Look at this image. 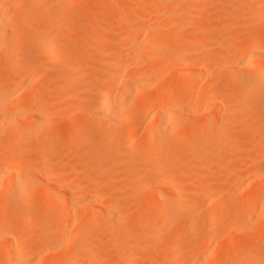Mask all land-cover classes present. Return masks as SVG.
Wrapping results in <instances>:
<instances>
[{
  "label": "rangeland",
  "instance_id": "374dc122",
  "mask_svg": "<svg viewBox=\"0 0 264 264\" xmlns=\"http://www.w3.org/2000/svg\"><path fill=\"white\" fill-rule=\"evenodd\" d=\"M6 1L8 6L10 3L12 4V6L9 7L11 10L14 7H18L17 4L19 5V3L22 1L23 6H21V4L20 6L25 9L27 8L26 10L31 12L32 15L30 17H32V19L30 17L29 18L34 23L33 26L42 31L43 36L37 42H34L33 40L28 39L29 34L25 35L27 32L24 34L17 30L18 33L20 32L19 34H21L18 35L17 31L13 29L7 33V39L10 36H19L20 39L19 44L12 50L9 48V45L7 46L8 41L5 42L4 38H0V48L3 46V41L7 43L4 44L6 46H3V50H0V80L3 83V90L4 92L6 91V86H4L5 84L8 85L12 81H17V83L22 85L20 90L19 84V90L21 92L17 89L18 92L21 93L23 97H28L23 98V101L25 102H23V109H28L27 106L29 104H31V107L40 106L39 109H41V106H44L45 109L43 110L47 113L43 111L45 117H43L41 121H33L29 124L30 120L27 119L33 110L30 108V111L25 110L26 112L24 113V117L28 116V118H25L27 120L26 122L29 121L27 124L25 121H23L24 117L21 122H18L20 120H17V123L15 121V123H13L12 121H9L7 112L11 108L15 99L11 98L13 99L11 100L9 97L5 98L8 104L6 101L4 104L6 108L8 107V110L5 109L6 111L0 112L2 119L1 123H3V126H5L3 128L4 130L1 127V130H3V135L0 134V153L2 152V154H4L6 157H12L19 148H25L32 151L34 150L33 153L36 154L38 162H41L42 160V151L47 150L50 153V161L48 165L45 167H40L37 164V167H35L33 170L34 172H37L34 173L30 171L33 168H27V172L25 168L23 169L24 171L21 170V172L19 171L18 173L23 178H21L18 174L17 176L15 175V177L13 175L15 180L20 177V179L17 181L22 185L20 192L21 194L14 200V205L22 203L25 200L27 194L29 196L30 193L31 195H34L37 189L46 187V183H44L45 178L43 176L41 177V174L45 177L55 178L59 181L64 178L61 182H64L65 185H67L65 190H68L69 186L71 193H73V190L74 192L76 190L77 193H80V195L83 196L78 200V202L80 201L81 204L80 202L79 204H76L78 207L75 209L78 215L74 218L75 221L70 218L71 220L63 219L61 222H58L56 216L51 212H49L47 215H41L39 213V209L42 207L43 203H41L42 201L40 200L35 202V210L31 214L24 209H16L14 206L8 210H3L0 206V224L6 223L4 228L5 230L3 231L7 232L8 235L11 236L12 234H9V228H6L8 226L13 228V233L16 232L15 234H17H14L15 236L12 235L14 238L11 239L12 236L8 238L9 236L7 234L6 237L5 233L1 232L6 238L12 240V242L15 241L12 243L13 247H15V244H18V246L23 245L24 247H31L33 243L34 245L36 244V246H34L35 248L32 250L33 253L29 256V259L32 258L30 259L31 263L35 264L38 260V257L40 258L41 262L48 263L50 262L49 260L52 259L53 263L55 264H60L61 260L64 264H66L69 259L73 260V254L72 256L71 254H68L70 243L72 244L73 242H68V250L66 249V245L63 244L62 246H65L66 250L63 251L64 248L61 246L63 249L57 250L56 248L54 251L55 253L51 252L53 254L48 253L46 251V247L43 245L42 247L44 248L40 247V249L39 245L43 244L44 240L49 239L50 236L53 237L57 233H63L67 231L72 225L73 221L76 225L77 223L79 224L83 221L87 222V220L92 218V216H94L93 218L96 221L95 224L90 225L89 233L87 235H81L78 238V242L80 241L78 245H80V243L85 240L87 241L88 246L86 251L83 249V251L80 252V247L76 245L80 255L82 253L83 256L80 259L79 257L81 256H74V259L77 260V263L75 264H100L102 263V260H104L102 257L105 255L110 256V254L111 258L107 259L105 256L106 261H104V264H106V262L107 264H125L129 263L128 261H131L134 258L139 259V257H143V259L146 261V264H148L151 259L150 250L152 246L155 251H153L154 254L156 253V256L159 257H157L159 264H166L163 258L169 254H178L181 250L187 248V246L191 247L200 242L202 237L205 235L206 223L204 222V212H195V208L190 202L194 195L188 193L184 196L181 203V208L179 211H177L179 215L177 220H171L167 223L161 224V221L165 215L156 209L152 214V210L157 206V201L160 198H166L169 195L166 194L168 193L167 191L159 188L154 180L145 179L148 180L145 181L142 178L143 173L140 171H144L142 168H145L150 164L148 158L153 153L158 157H162L165 165L171 164L174 159H177L183 165H186L185 163L189 161L190 163L194 162V166L190 163L186 165L188 167L190 166L191 169L187 176L182 175V179L184 177V182L178 186V188H185L187 190L192 187L194 183L192 184L191 182L196 178H199V182L201 181L200 178L203 179V177L204 179L202 181L207 179V177L218 179L221 178V172H224V166H227L226 169L228 170L232 169L234 166L233 170L235 169V171L233 172L236 173V175L231 173L232 171L229 170L231 175L234 176H230L229 179L234 178L233 182L230 181L234 184L230 185L233 187L236 186V188L233 189H236L237 192L239 191V198L237 197L236 200H232L229 197V200L231 201L226 199L232 191V187H230V189L225 188L229 186V184L226 185L227 183H224V186L219 184L218 187L217 185L215 186V192L220 197L221 193L224 194L228 189L231 190L230 193L229 191L226 192L228 193L227 197L223 196L224 198H221V202L225 203L226 206L228 205L227 202H231L229 205H241L243 203L242 200L246 198L245 196L255 195L257 191H259L256 187L259 186V189L260 186L262 187V183L264 185V178L258 179V177H264V110H262L260 106V103H264V85L260 88H257V91L256 89L254 91L252 89V84L249 83L247 85V89L249 92H254L255 99L252 95L246 101L237 95L238 90L227 89L225 84L230 79L235 80L237 85H239V82L246 79L251 73H248L249 75L246 74L247 71H250V68L248 67V69L247 66L244 65V62H241L240 59H233L231 61L228 60L223 55L225 52V48L222 45L223 43H220V40L225 37L232 39L233 37L241 36L244 39L248 32H253V34L257 35L258 37L264 35V0H179V5L181 7L180 9H176L177 6L174 5L176 3H172V1L175 2L176 0H170L169 2L168 0H157L158 2L154 0H79L77 1V4L79 2V6L76 4V0H44L37 3H32L29 1L27 2L26 0ZM179 1L177 0L176 2ZM80 2L82 4H80ZM153 2L155 6H152ZM70 3H72L73 6ZM170 3L171 5H169ZM172 4L176 7L173 8ZM146 6H149L150 8L152 6V10L155 9L152 14L153 17L151 15L152 18L150 17L151 19L149 18L147 22L142 23L143 25H140L139 23V29H141L144 24L147 23L145 24L146 28L151 31V34L152 31H155L154 29H158L157 32L152 34L154 36L156 34L155 37L160 36L159 38L161 39H169V37H171L169 41L166 40L165 42H161V45L160 43L158 44L156 42L159 38L153 37L155 43L153 42V44H149L148 42H145L146 40L143 39V36L141 40V35H143L141 33L139 35L140 38H138L140 40L136 39L134 40L135 42L133 41L135 44L134 46L137 45L138 48H135V50L139 53H144L145 51H149L151 48H153L152 51L157 54V57H160V54L162 57V55L165 53L163 52V49L167 51L171 50L173 56L168 58L167 55H170V51H168L165 53L166 55L164 54L163 58H159L161 59L160 62L159 60L156 61L157 63L159 62V65L160 63L162 64V69L158 68L160 74L158 73V70H156V73L159 75L164 74L161 76L162 79L166 74L167 76L164 77V80H159L161 78L159 76L160 78L158 80L156 79L150 81L149 84L147 82V88L143 90V93L141 92L139 95L135 94V102H132L131 105L126 104L124 107L120 106L123 108L121 109L119 105L112 104L113 109L110 107V115H114L115 112L118 111H125L130 115L132 114V117H130V121L132 122L133 120H136L137 122L139 121V123L143 124L142 126L146 125L147 122H151L153 116L151 113H155L156 105L148 102L145 107H142L140 98L141 96H144V98L147 99L155 96V94L157 95V93H160L161 91L164 93V88L167 86L169 79L181 74V70L183 68L179 63V59L181 57L179 55L183 53L180 48L182 47L183 50L182 43L184 40L185 43H188L189 41H193V39H197L195 43H188L191 46L186 45L187 47H190L189 50H191L190 52L186 49V52L193 53L192 55L195 54L194 67H196L197 64L204 66L209 65L208 68L211 72L210 75L207 76L208 78L206 76H202L196 81V73L192 70L190 72L192 77L188 83H182L177 87L178 89L176 88L174 90H170V94L168 91H166V94L164 93L166 96L163 95V99H170L171 97L173 102L176 100V102H181V104L191 102V98L193 103H189V106L190 104H192V107L193 105L198 106V104L201 106V108L198 107L200 112H198V109H196L197 107H195L197 112H194L195 109L193 110L192 107H190V112L183 108L184 111L187 110L190 113H188L189 115L187 114L189 117L186 116L187 111L185 113L183 111L180 113V115L185 114L182 117H185L184 121L191 117V122L190 120L187 121L190 123V126H192L191 124L193 123V127L196 126L198 131L196 130V132L192 134V132L185 131V128H181L182 130L176 134L173 130L175 125L174 122L170 124L172 125L171 127L170 125L165 127L167 128L165 129L167 133L164 130V133L160 138L153 136L151 141L153 142L152 145L151 142L149 144V142H145L141 139L136 146H131L129 135L127 133L128 122L121 121L118 124L111 126V122L108 120V122L104 121L105 119H101L99 117L96 111L92 109V105L94 98L98 96V92L100 91L98 90L99 88H110L111 90H109L112 93V95L110 94L111 96H113V94L115 96L120 93L121 90H118V88L120 89V87H122L121 84L119 86L120 82L118 76H120V73L123 72V75H128V80L133 81V76L136 78L140 72L144 73L145 75L149 70L148 67L153 64L150 61L151 64L149 62H137L132 65L133 55H130V52H127L126 57L121 64L113 65L115 58L119 53V45L122 42L126 43L129 40L128 34L124 27V25H126L125 23L135 22L139 12ZM187 6L190 8L187 9ZM10 14V12L9 15L8 13L6 14L9 16H7L8 18L12 16L13 18H16L15 20L10 18L12 21L14 20L13 22L19 20L18 14ZM172 14L176 16L174 19L177 21V23L176 21L174 22L173 17L171 16ZM171 17L173 23H171ZM178 18L181 22L183 21L184 23L187 21V23L181 24V26H179L178 24L180 21L178 22ZM150 22H153L152 24L154 25L152 26ZM157 23L158 26L156 27ZM151 26L153 30L149 29ZM27 30L28 29H26V31ZM141 30V32L146 31H143V28ZM96 37L101 39L99 42L100 44L90 48L89 43H91V41ZM104 39L109 40V46L104 45L102 41ZM166 44L168 45L166 47L167 49L164 48ZM166 59H170V61L168 60V65H166ZM9 62L13 63V65L10 64L12 65L11 68H8ZM260 63L264 64V57ZM79 64L82 65V68H80L81 66L78 68ZM166 66H169L168 69H170L168 73L165 71ZM242 66H246V68ZM77 70L80 72L78 75ZM163 71L165 72L163 73ZM156 73L154 72L155 76ZM14 78H17V80H13ZM29 80L30 82H34V84H36H33L35 88H25V85L27 86V82ZM116 87L118 88L116 89ZM210 87L212 89L211 92L213 91V99L210 98V103L213 104V106L217 104L221 105L219 106L220 108L218 109V113H215V108L213 109V106L204 111L203 108L206 109V107H204L203 104L200 105V103L203 102V99L202 102H200L201 99L199 96L202 98V95H204V92H206L205 90ZM188 89V93H185ZM190 89H192L191 94ZM0 90L3 96L6 95L2 88ZM199 90L202 92H199ZM197 92L200 93L198 97L196 96ZM201 93L203 94L201 95ZM249 95L251 94L249 93ZM193 97H196V99ZM183 98H185V100ZM29 99L30 101L34 102H29ZM26 101H28V103ZM189 106L186 108L189 109ZM34 109L36 110V108ZM111 111L114 112L111 114ZM191 111L192 114H198L197 117L193 114L195 119H193L194 117L191 116ZM2 113H5V115H2ZM216 114H219L223 118V121L225 120L222 124H220L218 131H213L211 128L200 127L203 121L207 119L212 120ZM81 115L87 119L98 121L99 133L97 135L92 136L89 130H84L82 132L77 130L74 119L81 117ZM3 116H5V120L2 118ZM30 119H32V116ZM149 119L151 120L148 121ZM7 121H9V123ZM0 126H2V124H0ZM23 127H27V130L25 131V129H22ZM28 130H31L32 134H28ZM109 130L113 132L107 135ZM20 131H24V133H26L19 135ZM203 138H206L207 140ZM252 138H258L252 145L240 144L242 140H249ZM203 140H205L204 142L207 144L208 142L210 143V145L208 144L209 147L207 144L203 145ZM207 148L210 149L208 150ZM198 149L203 150V152L199 151ZM197 150L201 152V155H205L206 161L202 160V157L198 160L195 159L199 156V152ZM227 153V158H224V155ZM104 159L105 161L107 160L106 163H103L105 162L103 161ZM199 160L204 161V166L200 164ZM101 161L103 164L100 163ZM219 162H222V165L219 164ZM219 168L223 169L218 173L216 171ZM44 169L47 170L48 175ZM133 172L135 174L137 173V176H134ZM138 172L142 174L139 175L140 173ZM132 174L133 176L130 177ZM258 174L263 175L257 176ZM28 175H34V179L39 176L40 178L44 179V182L42 181L43 183H41V185H39L41 180L40 182L38 178L35 180L37 183H39L34 185L35 187L37 186V188H35L33 192L27 190V188L29 189L31 187V183L35 182L33 180L32 182L31 180L29 181L28 177L30 176ZM239 175L242 177H237ZM138 176H141V178L139 179ZM256 176L257 179L254 180V177L256 178ZM16 177L18 178L16 179ZM0 178L2 185H5V183L7 184L6 181L8 180L5 179L2 181L4 178H2L1 175ZM96 179H102L103 181H100L101 183L99 182L100 185L97 183L93 186V183H95L94 180ZM241 180L242 182L238 184L237 181ZM237 184L240 185L242 190L245 192L241 193V188L238 187ZM241 184L243 185L241 186ZM245 184L249 185L251 191L249 189V191H246L247 189L245 190L246 187L248 188V186ZM2 185L1 187H3ZM33 187H31V189H33ZM92 188L95 192H99V194L102 192L103 195L100 194V196L105 199V201L107 200L110 202H108V205L112 203L113 198L116 195L119 198L116 196L117 198L115 197V200L117 201L118 199L123 198L125 205L116 210L117 212L114 211L113 213V211H111V215L109 216L111 219L109 217L107 218L104 214V211H102V213L105 216L100 211L103 210L102 206L98 205L99 201H102L104 205H106L107 202L101 200L102 198L100 199V197H95L97 194L94 195L95 192L92 190ZM98 188H101V191ZM217 188L219 191H217ZM253 188H255L257 191L255 189L252 190ZM4 189H1L2 192H0V195L7 193L3 192ZM223 189H225L224 192L222 191ZM206 190H198L195 194V197L202 200L204 194H206ZM60 192L61 193H57V195L59 197L62 195L61 198L63 202L61 204V208L65 209L67 207L66 204L68 202L69 191ZM88 192L90 193L89 195ZM217 192H220V194ZM249 192H251V194H247ZM66 194L67 197H64ZM85 195V198H88V200L84 198ZM92 195H94L95 198H93ZM241 196L245 198H242ZM125 197L126 199H124ZM83 199H85L87 202H92L89 203V205L91 206L93 204L94 208H90L88 203L83 201ZM97 199H100L97 201L98 203L96 202ZM188 203L189 207L185 208ZM99 204H101V202ZM96 206L98 208H96ZM99 206H101V209H99ZM53 208L56 207L54 206ZM206 211L207 210H205V213L207 214ZM258 213H255V215L258 216ZM234 216V213L228 211L219 219L220 222L217 233L211 236L212 241L209 245L212 247L210 248L207 244L206 249L204 248V245L202 249H204V252L207 250L208 253L206 254L209 255L210 253L209 259L212 258L215 264H262L264 261V223L261 222V219H264V217L262 216L263 218L261 219H251L249 221L243 222L240 226H234L232 223V218ZM194 219L198 220L199 224L194 229H190V225ZM225 223L229 224L226 226ZM229 226L233 229L231 233L229 232L230 236L233 235L232 240L230 239L231 241H227L228 239L226 237L228 236H226V232H221V230L223 231L222 227H224L225 230V228ZM157 228L161 229V234L155 236L152 235L151 230H155ZM228 229L229 228L226 230ZM230 230L231 229L228 231ZM176 233L181 236L186 245L179 244L173 249L171 248L172 237L176 235ZM221 233L226 236V240ZM16 237H18L19 240H15ZM214 241L217 242L216 244L219 247H215V243H213ZM4 244H1L0 242V249L2 248L1 245ZM225 244L226 247H230L227 248L228 250H231L230 254L228 253L227 255L224 253L221 255V252H225L224 250L226 249H222L223 251H221L220 248H225ZM218 249L220 250L219 252ZM215 250L217 251L216 255ZM106 251L108 252L104 253ZM79 252L77 253L79 254ZM1 253L2 252H0V254ZM85 254H87V256H85L86 258L81 260ZM130 255L132 257L131 259L129 258ZM224 255L228 257L226 258ZM41 256H43V258ZM66 256L68 257L66 258ZM222 257L225 258L226 261L221 262L220 260ZM192 258L193 264H200L199 261H194L195 256ZM54 260H56V262H54ZM74 261H70L71 264H73ZM210 261L212 263V260ZM211 263L209 262L208 264Z\"/></svg>",
  "mask_w": 264,
  "mask_h": 264
},
{
  "label": "bare ground",
  "instance_id": "6f19581e",
  "mask_svg": "<svg viewBox=\"0 0 264 264\" xmlns=\"http://www.w3.org/2000/svg\"><path fill=\"white\" fill-rule=\"evenodd\" d=\"M27 2L29 1V2H32V3H37V2H42V1H44V0H26ZM57 1H60V0H57ZM77 1H79V0H76V4H77ZM84 1V0H83ZM154 1H156V2H158L157 0H154ZM170 0H168V2H169ZM175 1V0H174ZM177 1V0H176ZM173 2L172 1V3L174 4V3H176V4H174V5H176L177 6V8L176 9H180L181 7H180V1L179 2ZM7 1L6 0H0V38H4V41L5 42H7V43H5L4 41H3V46H6V45H4V44H7V46L9 45V48L12 50L14 47H16L18 44H19V39H20V37L18 36V37H12V36H10L8 39H7V33H9V31H12L13 29L14 30H19L21 33H26L25 35H27V34H29L28 35V39L29 40H33L34 42H37L39 39H41V37L43 36V33H42V31L41 30H38L37 29V27H34L33 26V22H32V17H30L32 14H31V12L29 11V10H26L25 8H22L21 6H23V4H22V1L19 3V5L17 4V6L18 7H14L12 10H11V8H9V7H11L12 6V4L10 3V5L8 6L7 5V3H6ZM82 2V1H81ZM80 2V4H82ZM155 2V3H156ZM69 3V2H68ZM152 3V2H151ZM151 3H150V5H151ZM178 3V4H177ZM20 4H21V6H20ZM71 5H72V3H70ZM69 4V5H70ZM78 4H79V2H78ZM77 4V5H78ZM168 4V3H167ZM172 4V5H173ZM71 5H70V7H71ZM149 5V6H150ZM169 5H171V3L169 4ZM173 5V8H175L176 6H174ZM179 5V6H178ZM20 6V7H19ZM73 6V5H72ZM79 6V5H78ZM145 7V8H143L140 12H139V14H138V16H137V19H136V21L135 22H129V23H125L126 25H124V27H125V31L127 32V34H128V38H129V40H128V42H126V43H121L120 45H119V53L117 54V57L115 58V62H114V64L113 65H118V64H121L123 61H124V59H125V57H126V53L128 52H130L129 54L131 55H133L132 57H133V63H132V65L133 64H135V63H137V62H149L150 63V61L153 63L152 65H150V67H148V72H146V74L144 75V73H142V72H140V73H138V76L136 77V78H134V76L132 77L134 80L133 81H129L128 79H129V76L128 75H123L122 73H120V76H118L117 78L119 79V86H120V84H121V86L122 87H120V89L118 88V87H116V89L118 88V90H121L120 91V93H118L117 95H115L114 96V94H113V96H111L112 95V93H111V89L110 88H108L107 87V89H106V87H104V89L103 88H99L98 90H100L99 92H98V96H96L95 98H94V102H93V107H92V109H94L95 111H96V113L99 115V117L101 118V119H105L104 121H109V122H111V126H114L115 124H118L119 122H121V121H127L128 122V124H127V133H128V135H129V141H130V145L131 146H136L137 144H138V142H139V140H144L145 142H149V144H150V142L152 141V138H153V136H157V138H160L162 135H163V133H164V130L165 129H167V128H165L166 126H168V125H170V124H172V123H174L175 122V125H174V127H173V130H174V133H179V131L180 130H182L181 128H185V131H189V132H192V134L193 133H195L196 132V126H194L193 127V123L191 124L192 126H190V123L188 122L189 120H190V122H191V119L190 118H187V117H189V116H187V114L190 112V107H192V104H190V106H189V103H191L192 102V99L190 98V97H188V98H190V100H191V102H188V103H185V104H181V102H176V100L173 102V100L171 99V97H170V99H163L164 97H163V95H165L166 94V91H168L169 92V94H170V90H174V89H176L180 84H182V83H188L190 80H191V77H192V74L190 73L192 70L196 73V81L200 78V77H204V76H209L210 75V70H209V68H208V66H204V65H201V64H197L196 65V67H194L195 65V63H194V60H195V58H194V55H192L193 53H190L191 52V50H189L190 49V47H187V46H189L190 44H188V43H195V41L197 40V39H193V41H189L188 43L186 42L185 43V40H184V42L181 44L182 46H183V50H182V47L180 48V50L181 51H183V53L181 54V55H179V56H181L180 57V59H179V63H180V65H181V67L183 68L182 70H181V74H179L178 76H174V78L172 77V79L170 80L169 79V82H167V86L164 88L165 89V94L163 93V91H161L160 93H157V95L155 94V96H152V97H150V98H147V99H145L144 98V96H141V98H140V103H141V106L142 107H145L146 106V104L149 102V103H152V104H155L156 105V109H155V113L153 114V113H151V115H153L152 116V120L151 119H149L148 121H150L151 120V122H147L146 123V125H144V126H142L143 124H141V123H139V121L137 122L136 120H133V122L132 121H130V117H132V114L130 115L129 113H127V112H125V111H118L115 107V109L118 111V112H115V114L114 115H110V113H109V111L111 110L110 109V107L113 109V106H112V104L114 105V104H117V105H119V107L120 106H123L124 107V105L126 106V104H130L131 105V103L133 102H135L134 100V98L136 97V95H139V94H141V92L143 93V90H145L146 88H147V85L149 84V82L150 81H153V80H158L162 75H164V74H162V75H159L160 74V72H159V69L158 68H161L162 67V64L160 63V65L158 64L159 62H160V60L161 59H159V58H163L164 57V54L166 53V52H168V51H170V55L168 56L167 55V57L169 58L170 56H173V54H172V52H171V50H165V49H163V52H165L163 55H162V57H161V54H160V57H157V54H155V52H153L152 51V49L153 48H151V50H149V51H145V50H143V51H145L144 53H139V52H137L136 50H135V48H137V45L136 46H134L135 44H134V40H140V39H138V38H140V34L142 33L143 35H141V40H142V36H143V39H145L144 41L145 42H148L149 44H153V42H154V38H159L160 36H157V37H155L156 36V34H155V36L154 35H152L154 32H157L158 31V29L156 28V29H154L155 31H152V34H151V31H149L147 28H146V25L145 24H147V23H145L144 24V26L142 27L143 28V31L144 30H146L145 32H141L142 30V28L141 29H139L140 27L138 26V24L140 23V25L142 24V23H144V22H147V20L151 17V15L153 14V12H154V10H152V6H155V4H154V2H153V4H152V6H151V8L150 7ZM185 8V7H184ZM190 8V7H189ZM188 8V6H187V9H189ZM11 10V11H10ZM185 11H187V10H185ZM9 12L11 13L10 15H12V13H16V14H18L19 15V20H17V21H15V22H13L16 18H13V16L12 17H10V18H13L14 20L12 21V19H10V18H8L9 16ZM155 12H157V11H155ZM8 13V15H6ZM170 15V14H169ZM8 16V17H7ZM172 17H173V20H174V22L176 21L174 18L176 17V16H174L173 14L171 15ZM31 19H30V18ZM152 17H153V15H152ZM151 17V18H152ZM172 17H171V20H172ZM150 18V19H151ZM146 20V21H145ZM173 20H172V22L171 23H173ZM180 21V19L178 18V22ZM154 22V21H153ZM153 22H150V24L153 26L154 24H152ZM155 23V22H154ZM176 23H177V21H176ZM184 23H187V21L186 22H184ZM183 23V21L181 22L180 21V23L178 24L179 26H181V24H184ZM143 25V24H142ZM149 25V24H148ZM147 25V26H148ZM177 25V24H176ZM119 26V25H118ZM152 26L151 27H149V29L150 30H153V28H152ZM158 26V23H157V25H156V27ZM119 27H121V26H119ZM145 28V29H144ZM152 28V29H151ZM26 29H28L27 31H26ZM24 30V31H23ZM23 31V32H22ZM29 31V32H28ZM15 32V31H14ZM13 32V33H14ZM19 32V33H20ZM51 32V31H50ZM12 33V32H11ZM17 33H18V31H17ZM18 33V35H21V34H19ZM17 35V34H16ZM46 35V34H45ZM170 36V35H169ZM169 36H167V37H169ZM173 36V35H172ZM5 37H6V39H5ZM154 37V38H153ZM171 37V36H170ZM170 37H169V39H170ZM173 37H175V36H173ZM191 37V36H190ZM246 38H248V39H246ZM103 39V38H102ZM169 39L168 38H159V39H157V43L159 44L160 43V45H161V42H165L166 40L167 41H169ZM156 40V39H155ZM174 40V39H173ZM189 40V39H188ZM187 40V41H188ZM101 41V39L98 37H96V38H94L92 41H91V43H89L90 45H89V47L90 48H92V47H95L96 45H98V44H100L99 42ZM103 41V43H104V45L105 46H109L110 45V43H109V40H107V39H104V40H102ZM134 41V42H133ZM159 41V42H158ZM236 43H235V42ZM144 42V43H145ZM234 42V43H233ZM140 43V42H139ZM155 43V42H154ZM220 43L224 46V48H225V52L223 53V55L228 59V60H233V59H240L241 60V62H244V65H246L247 66V68L249 67L250 68V71H247V75H249L248 73H251L246 79H244V80H241L240 82H239V85H237V82H235V80H233V79H230L228 82H226V84H225V87L227 88V89H236V90H238V96L239 97H241V99L243 98L244 99V101H246L247 99H249L250 98V96H252L253 95V98L255 97V94H254V92L253 91H251V92H253V93H251V92H249L248 91V89H247V85L249 84V83H251L252 84V89L255 91V89H256V91H257V88H260L261 86H263L264 85V64H262V63H260L261 62V60L263 59V57H264V35H262V36H257V35H255V34H253V32L252 33H250V32H248V34L247 35H245V37H244V39H243V37H241V36H238V37H233L232 39L231 38H228V37H225V38H223L222 40H220ZM157 44V45H158ZM168 44V43H167ZM166 44V46L164 47V48H166L168 45ZM141 45V44H140ZM142 45H144V44H142ZM187 45V46H186ZM3 46H2V48H3ZM139 46V45H138ZM185 46V47H184ZM191 46V45H190ZM154 47V46H153ZM169 47H171V46H169ZM2 48H0V50H3ZM8 48V49H9ZM138 49V48H137ZM140 49V48H139ZM167 49V48H166ZM184 49H185V51H184ZM189 50L190 52H186L187 50ZM141 50V49H140ZM147 50V49H146ZM179 50V49H178ZM160 52V51H159ZM158 52V53H159ZM2 54V53H1ZM166 55V54H165ZM3 56V55H2ZM9 59H11L10 57H8ZM172 58V57H171ZM170 58V59H171ZM170 59H166L165 61H167L165 64L166 65H168L169 64V62H168V60L170 61ZM159 60V62L157 63L156 61H158ZM240 62V61H239ZM240 62V63H241ZM116 63V64H115ZM162 63H163V61H162ZM10 64H12L13 65V63L12 62H9L8 63V68H11L12 67V65H10ZM81 64H82V62H81ZM81 64H79V66H78V68L80 67V68H82V65ZM151 64V63H150ZM202 64H204V63H202ZM238 64V63H237ZM201 65V66H200ZM239 65V64H238ZM240 66H241V64H240ZM246 66H242V67H245L246 68ZM194 67V68H193ZM169 68V66L167 67H165V71L168 73V71L170 70V69H168ZM248 68V69H249ZM162 69V68H161ZM160 69V70H161ZM156 70H158V73H156ZM147 71V70H146ZM165 71H163V73L165 72ZM252 71V72H251ZM121 72V71H120ZM145 72V71H144ZM154 72L156 73V76L158 77H156L155 76V74H154ZM76 74V73H75ZM78 74H80V72H78V70H77V75ZM122 74V75H121ZM141 74V75H140ZM143 74V75H142ZM137 75V74H136ZM135 75V76H136ZM246 75V76H247ZM72 76V75H71ZM70 76V77H71ZM160 76V77H159ZM167 76V74L165 75V76H163V79H162V77L159 79V80H164V77H166ZM245 76V77H246ZM244 77V78H245ZM7 78V77H6ZM5 78V79H6ZM130 78H131V76H130ZM208 78V77H207ZM17 80V78H14L13 80ZM8 80V79H7ZM23 80V79H22ZM22 80H21V82H22ZM31 80V79H30ZM30 80L27 82V86L25 85V88L27 87L28 89H33V88H35V86L34 85H36V84H34V82H30ZM24 81V80H23ZM32 81V80H31ZM168 81V80H167ZM5 82H6V80H5ZM129 82V83H128ZM130 82H132V83H130ZM147 82H148V84H147ZM211 82V81H210ZM3 83L1 82V80H0V89L2 88V90L4 89V87H3V85H2ZM5 84V83H4ZM8 84V83H7ZM19 84L20 83H17V81L15 82V81H12L11 83H9L8 85H4V86H6V91L4 92V90H3V92L6 94V95H2L1 93V90H0V112L1 111H6V110H8V107L6 108L5 107V104H4V102L6 101L5 100V98H14L15 99V101H13V104H12V106H11V108L8 110V112H7V117L9 118V121H12L13 123H17V120H20V121H18V122H21V120L23 119V117H24V113L26 112L25 110H29L30 111V108L31 109H33V110H35L34 108H36V110L35 111H31L32 113L30 114V116H29V118H28V116H26L28 119L27 120H30V122H29V124L31 123V122H33V121H41L42 119H43V117H45L44 115V112L45 113H47L46 111H44L43 109H45V107L44 106H41V109H39V107H31L30 105L31 104H29L28 106H27V108L28 109H26V108H24L23 109V98H28V97H26V96H22L21 95V93H19L18 92V90H19ZM34 84V85H33ZM152 84V83H151ZM21 84H20V90H21ZM111 87V86H110ZM212 87V86H211ZM211 87L210 88H207V90H205L206 92H204L205 94L204 95H202L203 93H201V95H202V98H201V96H199V94L200 93H198L197 92V97L199 96L200 97V99H201V101L200 102H202V99H203V102L202 103H200V105L201 104H203L204 105V107H206V109L205 108H203L204 109V111L205 110H207L208 108H210V107H212L213 106V104H211L210 103V101H211V99L210 98H212L213 97V95H212V92H211ZM192 88H193V86H192ZM18 89V90H17ZM86 89V88H85ZM110 89V90H109ZM178 89V88H177ZM195 89V88H194ZM197 89V88H196ZM202 89V88H201ZM209 89V90H208ZM250 89H251V87H250ZM19 90V91H20ZM83 91V90H82ZM110 91V92H109ZM188 91H189V89L188 90H186V92L185 93H188ZM191 91H192V89H190V94H191ZM197 91V90H196ZM201 90H199V92H200ZM202 91H203V89H202ZM201 91V92H202ZM21 92V91H20ZM84 92V91H83ZM119 92V91H118ZM3 93V94H4ZM116 93H117V90H116ZM194 93H196V92H194ZM249 93L251 94V95H249ZM111 94V95H110ZM136 94V95H135ZM162 94V95H161ZM192 94H193V92H192ZM135 95V96H134ZM166 96V95H165ZM204 97V98H203ZM166 98V97H165ZM194 98V97H193ZM253 98H251V99H253ZM9 99V100H10ZM184 100H185V98H183ZM183 99H182V101H183ZM194 99H196V97L194 98ZM213 99V98H212ZM255 99V98H254ZM11 100H13V99H11ZM31 100H32V98H31ZM194 101V100H193ZM15 102V103H14ZM27 103H28V101H26ZM29 102H34V101H30V99H29ZM166 102V103H165ZM6 103H7V101H6ZM12 103V102H11ZM25 103V102H24ZM193 103V102H192ZM216 103V102H215ZM217 103H219V102H217ZM8 104V103H7ZM194 104H197V103H194ZM262 104V105H261ZM10 105V104H9ZM7 106V105H6ZM25 106V105H24ZM30 106V107H29ZM189 106V109L188 108H186V107H188ZM219 106H221V105H219V104H217V105H214L213 106V109L215 110V113H218V109L220 108ZM260 106H261V108H262V110H264L263 108H264V103H260ZM43 107V108H42ZM195 107H197L196 109H198V107H200L201 108V106H199V104H198V106H196V105H193V110L195 109ZM203 107V106H202ZM121 108V107H120ZM183 108H185V109H187L186 111H187V113H186V118H187V120L186 121H184V118H182L185 114V112L186 111H184V109ZM6 109V110H5ZM37 109H39V110H37ZM119 109V108H118ZM121 109H123V108H121ZM120 109V110H121ZM151 109H152V107H151ZM196 109L194 110V112H197L196 111ZM116 110H114V111H116ZM125 110V109H124ZM200 109H198V112H200L199 111ZM44 111V112H43ZM114 111H111V114H112V112H114ZM153 111V110H152ZM184 112L183 114L184 115H180V113L181 112ZM30 113V112H29ZM28 113V114H29ZM117 113V114H116ZM190 114V113H189ZM188 114V115H189ZM194 114V113H193ZM193 114H192V111H191V116H193ZM2 115H5V113L3 114L2 113ZM151 115H150V117H151ZM196 114H194V116H195ZM32 116V119H30V117ZM193 116V117H194ZM198 116V114L196 115V117ZM5 116H3L2 118H4ZM26 117H24V120L23 121H27L25 118ZM149 117V118H150ZM193 119H195V117L193 118ZM197 119V118H196ZM1 113H0V124H2V126H0V134L1 135H3V128L5 127V126H3V123H1ZM3 120H5V118L3 119ZM6 120H7V118H6ZM9 121H7L8 123H9ZM15 121V122H14ZM22 121V122H23ZM74 121H75V123H76V127H77V130L78 131H80V132H82V131H84V130H89L90 131V134L92 135V136H95V135H97L98 133H99V124H98V121H96V120H93V119H87L86 117H84V116H82L81 115V117H78V118H76V119H74ZM107 121V122H108ZM195 121V120H194ZM225 121V120H224ZM223 118L219 115V114H216L215 116H214V118L212 119V120H205V121H203L202 123H201V125H200V127L201 128H211L213 131H218L219 130V127H220V124H222L223 122ZM7 122H6V124H7ZM28 122H26V124L28 123ZM36 123V122H35ZM4 125H5V121H4ZM172 125H170V127H171ZM1 127H2V129L3 130H1ZM29 127V126H28ZM27 128V127H26ZM26 128H22V129H25V131L27 130ZM111 128H113V127H111ZM32 131H33V129H32ZM32 131L30 130H28L27 132H28V134H32ZM168 131V130H167ZM198 131V130H197ZM34 132V131H33ZM110 132V133H109ZM109 132L107 133V135H109V134H111V132H113V131H111V130H109ZM165 132H166V130H165ZM26 133V132H25ZM24 133V131H20L19 132V135H23V134H25ZM167 133V132H166ZM5 134V133H4ZM110 136H113V135H110ZM164 137H165V135H164ZM203 139H205V140H207L206 138H203ZM258 139V138H257ZM256 138H252V139H249V140H242L241 142H240V144L241 145H252L253 143H255V141L257 140ZM205 140H203V142L205 141ZM161 142V141H160ZM202 143V142H201ZM153 144V142H151V145ZM200 144V143H199ZM204 144H207L206 142H204L203 143V145ZM208 144L210 145V143L208 142ZM207 144V145H208ZM148 145V144H147ZM150 145V146H151ZM203 145H200V146H203ZM206 145V146H207ZM209 145H208V147H209ZM204 148V147H203ZM208 149V148H207ZM210 149V148H209ZM208 149V150H209ZM212 149V148H211ZM199 151H202L203 152V150H200V149H198ZM197 150V151H198ZM36 151V150H35ZM198 151V152H199ZM205 151V150H204ZM221 151V150H220ZM219 151V152H220ZM34 152V150L32 151V150H28V149H25V148H19L18 150H17V152L14 154V156H12V157H6V156H4V154H2V152L0 153V175H1V177L2 178H4V179H2V181H4L5 179L6 180H8V181H6L7 182V184L5 183V185L3 184L2 185V182H1V178H0V190L1 189H4V191L3 192H7L6 194L5 193H3V194H1L0 195V206L2 207V209L3 210H8V209H11L13 206L16 208V209H24V210H26L28 213H33L34 212V210H35V202L37 201V200H40V201H42L41 203H43V205H42V207L39 209V213L41 214V215H47L49 212H51V213H53L55 216H56V218H57V220H58V222H61L63 219H69V220H71L70 218H72L73 220H74V218L75 217H77V212H76V207H78V205L76 206V204H79V202H78V200L80 199V198H82L83 196H81L80 195V193H77L76 192V190H75V192H74V190H73V193H71L70 192V190L71 189H69V186H68V190H65L67 187V185H65V183L64 182H61V181H63V179H61V181H59V180H57V179H55V178H48V177H45L44 175H42L41 174V177L43 176L44 178H45V182H44V179H42V178H40V176L39 175H37V176H39V177H36V179L38 178L39 179V182H40V180H41V182H40V184L39 185H41V183H46V187L45 188H40V189H37V191L34 193V195H31V193H30V196L27 194V196L25 197V200L22 202V203H20V204H17V205H14V200L16 199V198H18L19 196H20V192H21V187H22V185H21V183H19L17 180L18 179H20V177L21 178H23L22 176H20L18 173H19V171L21 172V170L22 171H24L23 169H25V170H27V168L29 169H32V170H30V171H32V172H34L33 170L35 169V167H37L36 165L38 164V166H40V167H45V166H47L48 165V163H49V161H50V153L47 151V150H44V151H42L41 152V158H42V160H41V162H38V160H37V157H36V154H34L33 153ZM37 152V151H36ZM197 152V153H198ZM201 152H199L198 153V157L197 158H195L196 160H198V159H201V157H202V160H205V155H201L200 154ZM204 154V153H203ZM206 154V153H205ZM207 155V154H206ZM227 155H228V153L227 154H225L224 155V158H227ZM40 156V155H39ZM105 156H106V154H105ZM104 156V157H105ZM108 156V155H107ZM204 157V158H203ZM103 159V158H102ZM102 159H100V160H102ZM149 165H145L144 167L145 168H142V170L144 169V171H145V173H144V171H140V172H142L143 173V176H142V178L145 180V179H152V180H154L155 182H156V184H157V186L159 187V188H161V189H164L165 191H167L168 193H166L168 196V198L166 197V198H160L158 201H157V206H156V208H154L153 210H152V214H153V211L155 212V209L157 210V211H160V212H162V214H164L165 215V217L163 218V220L161 221V224H164V223H167V222H169V221H171V220H177L178 218H179V215H178V213H177V211H179V209L181 208V203H182V200H183V198H184V196L186 195V194H188V193H190V194H192V195H194L193 197H192V199H191V203L193 204V206H194V208H195V212H199V211H202V212H204V214H203V216H204V222L206 223V228H205V235L202 237V240L200 241V242H198L197 244H195L194 246H191V247H189V246H187V248H184L183 250H181L178 254H174V253H172V254H169L168 256H166L165 258H163L164 260H165V262H166V264H193V262H192V257L193 256H195V259H194V261H199L200 262V264H208L209 262L211 263V261L210 260H212V263L211 264H213L214 262H213V259L211 258V259H209L210 257H209V255H210V253H209V255L208 254H206V253H208L207 252V250L204 252V249H202V247H203V245H204V248L206 249V245L208 244H210L211 243V236H213L215 233H217V230H218V228H219V219L226 213V212H231V213H234V217L232 218V223H233V225L234 226H240L243 222H245V221H249V220H251V219H257V218H263L264 217V185H263V183L261 184L262 185V187L260 186V188L258 189V187L259 186H257L256 188H257V190H259V191H257L255 188H253L252 190H256L257 191V193L255 194V195H250V196H245V197H242V198H245V199H243L242 201H243V203L241 204V205H239V206H237V205H229L231 202H227L228 203V205L226 206L225 205V203H223V202H221L222 200H221V198H224V197H227V195H228V193H226L227 191H229V193H230V191L231 190H229L230 189V187H232V191H233V193H232V191H231V193L228 195V197L226 198L228 201H231V200H229V197L232 199V200H236L237 199V197L239 198V196H240V193H239V191L237 192L236 191V189H233V188H236V186L235 187H233V186H231L230 184H234V183H231L230 181H234L233 179H229L230 178V176L232 177L233 175H231V173H234L233 171H235V169L233 170V167H232V169H229L230 171H232L231 173H230V171L228 170V169H226V167L227 166H224V172L222 171L221 173H222V175H221V178H218V179H213V178H211L210 176V178H208L207 177V179H205L204 181H202L203 179H204V177H203V179H201L200 178V182H199V178H196L194 181H190L193 185H192V187L190 188V189H185V188H178V186L180 185V184H183V182H184V177H183V179H182V175H184V176H187V174L189 173V171H190V169H191V167L189 166H186V165H188V163H190V161L189 162H187V163H185L186 165H183V164H181L177 159H174L173 161H172V163L171 164H169V165H165L164 164V162H163V160H162V157H158V156H156L154 153L153 154H151L150 156H149ZM207 159V158H206ZM103 161H105V159L103 160ZM146 161V160H145ZM144 161V162H145ZM148 161V160H147ZM194 161V160H193ZM206 161V160H205ZM217 161V160H216ZM107 162V160L105 161V162H103V163H106ZM199 162H200V164H204V161H200L199 160ZM100 163H102V161L100 162ZM102 163V164H103ZM194 163V162H193ZM193 163H190L191 165H193ZM198 163V162H197ZM206 163V162H205ZM145 164V163H144ZM219 164H221L222 165V162H219ZM206 165V164H205ZM229 165V164H228ZM250 165V164H249ZM194 166V165H193ZM196 166V165H195ZM204 166V165H203ZM230 166H231V164H230ZM223 167V166H222ZM247 167H248V165H247ZM229 168V167H228ZM261 168H263V167H261ZM187 169H189V170H187ZM223 169V168H222ZM221 168H219L216 172H220V170H222ZM246 169V168H245ZM244 169V170H245ZM186 170V171H185ZM229 172H228V171ZM243 170V171H244ZM41 171V170H40ZM42 171H43V168H42ZM44 171H46L47 172V170H45L44 169ZM227 172V174H226V172ZM14 172H15V174H14ZM17 172V173H16ZM27 172H28V170H27ZM35 172H37V171H35ZM34 172V173H35ZM45 172V173H46ZM140 172H138V173H140ZM236 172H237V170H236ZM42 173H44V172H42ZM106 173V172H105ZM142 173H140L139 175H141ZM185 173V174H184ZM217 173V174H218ZM220 173V174H221ZM17 174L20 176L19 178L18 177H16V179L17 180H15V175L17 176ZM37 174H40V173H37ZM102 174H104V173H102ZM133 174H134V176L137 174H135L134 172H133ZM133 174L130 176V177H132L133 176ZM224 174V175H223ZM230 174V175H229ZM235 175H236V173H234ZM246 174V173H245ZM261 174V173H260ZM13 175H14V177H13ZM35 175V174H34ZM34 175L32 176V175H28V176H30V177H28V179H29V181L31 180V182H32V180L33 181H35L36 179H34ZM47 175H48V172H47ZM248 175V174H247ZM263 175V174H262ZM262 175H257V176H262ZM31 176H32V178H31ZM137 176V175H136ZM218 176H220V175H218ZM257 176H256V178L254 177V180L255 179H257ZM101 177H102V175H101ZM100 177V178H101ZM234 177V176H233ZM237 177H242V176H237ZM26 178V177H25ZM31 178V179H30ZM134 178H137V177H134ZM138 178L140 179L141 178V176L139 177L138 176ZM259 178H264L263 176L262 177H258V179ZM60 179V178H59ZM142 180V179H141ZM144 180H142V181H144ZM237 180H239V179H237ZM242 180H243V178H242ZM242 180L241 181H237L238 182V184H240V182H242ZM38 181V180H37ZM43 181V182H42ZM95 181V183H93V186H94V184H99V182L100 181H103L102 179H100V180H94ZM105 181H107V180H105ZM104 181V182H105ZM145 181H148V180H145ZM236 181V180H235ZM22 182H24V181H22ZM38 182V183H39ZM197 182V183H196ZM36 181L35 182H32L31 184L34 186V185H36V184H38ZM69 183V182H68ZM101 183V182H100ZM103 183V182H102ZM224 183L226 184V185H228L229 184V186H227V187H225V188H229L227 191H225V189H223L222 191L224 192L225 191V193L223 194V193H221L220 194V192H222V191H220V192H217L218 194H220L221 195V197L220 196H218L217 194H216V192H215V186L217 185V187L219 186V185H223L224 186ZM71 184V183H70ZM69 184V185H70ZM219 184V185H218ZM237 184V185H238ZM249 184V183H248ZM1 185L3 186V187H1ZM31 185V187H33ZM100 185V184H99ZM243 184H241V186H242ZM245 185H247V184H245ZM71 186V185H70ZM248 186V188L246 187L245 188V190L246 191H251V189L249 188V185H247ZM31 187L28 189L27 188V190H30V191H32L33 192V190H35V188H37V186L35 187H33V189H31ZM98 187V186H97ZM99 187H101V186H99ZM238 187H240V185H238ZM48 188H50V189H48ZM73 188V187H72ZM85 188V187H84ZM241 188V187H240ZM252 188V187H251ZM262 188V189H261ZM77 189V188H76ZM79 189V188H78ZM98 189H100V191H101V188H98ZM202 189H204V190H206L205 191V193L206 194H204V199L202 198V200H200V198L199 199H197V197H195V194L197 193V191L198 190H202ZM218 189V188H217ZM222 189V188H221ZM237 189H239V188H237ZM249 189V190H248ZM26 190V189H25ZM92 190H93V188H92ZM53 191H55V192H53ZM60 191H69V197H68V202H67V207L65 208V209H62L61 208V204H62V202H63V200H62V198H61V196L62 195H60V197L57 195V193H61ZM81 191H83V190H81ZM91 191V190H90ZM94 191V190H93ZM208 191V192H207ZM217 191H219V189L217 190ZM0 192H2V190L0 191ZM95 192V191H94ZM242 192H245V191H243L242 190V188H241V193ZM83 193H85V192H83ZM91 193H92V191H91ZM252 193H253V191H252ZM68 194V193H67ZM67 194L66 195H64V197L66 196L67 197ZM90 193L88 192V195H89ZM98 196H97V195ZM100 194L101 195H103L102 194V192H100ZM100 194H99V192H95L94 193V195H96L95 197H100V199L102 198L101 196H100ZM105 194V193H104ZM121 194V193H120ZM245 194V193H244ZM247 194H251V192H249V193H247ZM26 195V194H25ZM94 195H92L93 196V198H95L94 197ZM106 195V194H105ZM119 195V194H118ZM122 195H123V193H122ZM91 196V197H92ZM117 196V195H116ZM115 196V197H116ZM124 196H125V194H124ZM224 196V197H223ZM86 197V195L84 196V198ZM115 197L113 198V201H112V205L110 204V205H108V202L109 201H105V199H101V200H103V201H105V202H107V204L106 205H104L103 204V202L102 201H99L98 199L96 200V202L97 201H99V203L101 202V204H99L98 202V205H101L102 206V208H103V210H100L101 211V213H102V211H104V214L106 215V217L108 218L110 215H111V211H113V213H114V211L115 212H117L116 210H118L119 208H121L123 205H125V202L123 201V198L122 199H118L117 201L115 200ZM118 197V196H117ZM116 197V198H117ZM92 198V199H93ZM119 198V197H118ZM86 199V198H85ZM85 199H83V201H85ZM124 199H126V197L124 198ZM226 199H224V200H226ZM86 200H88V198L86 199ZM116 202H115V201ZM226 200V201H227ZM66 201V200H65ZM82 201V200H81ZM82 201V202H83ZM91 201V200H90ZM86 203H88V205H89V203H92V202H87V201H85ZM93 202H95V201H93ZM114 202V203H113ZM235 202V201H234ZM110 203V202H109ZM80 204H81V202H80ZM103 204V205H102ZM93 205V204H92ZM92 205L90 206V208H94V205H93V207H92ZM97 205V206H98ZM56 207V208H53V207ZM96 206V208H98ZM101 206H99V209H101L100 207ZM214 206H216V207H214ZM79 207H80V205H79ZM187 207H189V203H188V205L187 206H185V208H187ZM124 208V207H123ZM207 208V209H206ZM205 210H207L206 212H207V214L205 213ZM82 211V210H81ZM255 211H257V212H255ZM259 212V213H258ZM255 213H258L259 215L257 216V215H255ZM103 214V213H102ZM103 214V215H104ZM104 215V216H105ZM233 215V214H232ZM206 216V217H205ZM226 216H228V215H226ZM263 216V217H262ZM91 217V216H90ZM94 216H92V218H89V220H87V222L86 221H83V222H81V223H77L76 225H75V223H74V221H73V223H72V225L70 226V228L67 230V231H65V232H63V233H57V234H55L53 237L52 236H50V238L49 239H47V240H44V243L43 242H41V243H43V244H41V245H39V248L40 247H42V245L43 246H45L46 247V251L48 252V253H51V252H54L55 251V249L57 248V250L58 249H63V251H65L66 249H67V247L69 246V244H68V242L70 243V242H73L72 244L70 243V249L68 250V254H71V256H72V254H73V260H70L69 259V261L66 263V264H71V262L70 261H74L73 262V264H75V263H77L76 261V259H74V256H76V255H79V256H81V257H79V259L80 258H82V253H81V255H80V252L81 251H83V249H85V251H86V248H87V246H88V243H87V241H85V240H83L81 243H80V245H78L79 244V242H78V238H79V236H81V235H87L88 233H89V228H90V225H94L95 224V219L93 218ZM112 217V216H111ZM110 218V217H109ZM111 219V218H110ZM68 220V221H69ZM79 222V221H78ZM261 222L262 223H264V219H261ZM66 223V222H65ZM6 223H1L0 224V234H1V236H0V242H1V244L3 243H6V244H4V245H1V251L0 252H2L1 254H0V264H34V263H31V261H30V259H32V258H30L29 259V256H30V254H32L33 253V249L35 248L34 246H36V244L34 245V243L32 244V246L31 247H24L23 245H20V246H18V244L16 245L15 244V247H13V244L12 243H14V242H12V240H10V239H8V238H10L12 235H14L15 233H13L14 231H13V228H10V227H6V228H9V234L11 235V236H9L8 235V233L7 232H4L3 230H5L4 228H5V225ZM62 224V223H61ZM69 224H70V222H69ZM199 224V222H198V220H196V219H194L193 221H192V223H191V225H190V229H194L197 225ZM226 224V223H225ZM229 224V223H228ZM228 224H226V226L228 225ZM222 225V224H221ZM232 225V224H231ZM230 225V226H231ZM65 226V225H64ZM230 226L229 227H226L225 228V230L227 229V228H229V229H231L230 231H228V230H224V227H222L223 228V231L221 230V232L222 233H225L226 232V236H228V237H226V236H224V234H222L223 235V237H224V239H225V237L228 239L227 241H229L230 239L232 240V237H233V235L232 236H230V234H229V232L231 233L232 231H233V229H232V227L230 228ZM45 228V227H44ZM68 228V227H67ZM152 228V227H151ZM64 229V228H63ZM6 230H8V229H6ZM20 230V229H19ZM64 230H66V229H64ZM13 231V232H12ZM60 231H61V229H60ZM228 231V232H227ZM1 232H3V233H5V236H6V234L9 236L8 238H6ZM62 232V231H61ZM151 233H152V235H159V234H161V229L160 228H157V229H153V230H151ZM234 233V232H233ZM228 234V235H227ZM15 235H17V234H15ZM14 235V236H15ZM23 237H24V235H23ZM14 237L12 236L11 237V239H13ZM18 239V237H16V239L15 240H17ZM19 240V239H18ZM215 240V239H214ZM226 240V239H225ZM230 240V241H231ZM21 241V240H20ZM16 243H18V242H16ZM20 243V242H19ZM213 243H215L214 245H215V247H219V246H217V242L216 241H214ZM63 244H65L66 245V249H65V246H62ZM68 244V245H67ZM139 244V243H138ZM179 244H185L186 245V243H184V240L181 238V236L180 235H178L177 233H176V235H174L173 237H172V243H171V248H175L177 245H179ZM72 245V246H71ZM76 245L77 246H79L80 247V252L78 251V248L76 247ZM140 245V244H139ZM63 248H62V247ZM145 246H147V245H145ZM225 246V248H220V250L221 251H223L224 249H226V250H224L225 252H221V255H223L224 253L225 254H227L228 255V253L230 254V249L228 250L227 248H230V247H226V244L224 245ZM224 246H222V247H224ZM228 246V245H227ZM72 247V248H71ZM109 247H110V245H109ZM113 247V246H112ZM209 247H210V245H209ZM212 247V246H211ZM210 247V248H211ZM221 247V246H220ZM42 248H44V247H42ZM114 248V247H113ZM3 249V250H2ZM41 249V248H40ZM109 249V248H108ZM142 249V248H141ZM213 249H214V247H213ZM223 249V250H222ZM71 250V251H70ZM219 249H218V252L220 251ZM70 251V252H69ZM84 251V252H85ZM140 251V250H139ZM151 252H150V256H151V259H150V262L148 263V264H159V260H158V256H156L157 254L155 253L154 254V248H153V246H152V248H151V250H150ZM154 251V252H153ZM57 252V251H56ZM77 252H79V254L77 253ZM108 251H106V252H104V253H107ZM213 252V251H212ZM211 252V253H212ZM217 251L215 250V255L217 254L216 253ZM55 253V252H54ZM51 254H53V253H51ZM50 254V255H51ZM108 254H110V253H108ZM214 255V256H215ZM43 256L45 257V255L43 254ZM43 256H41L42 258H43ZM70 256V255H69ZM71 256H70V258H71ZM85 256H87V254H85L84 255V257H83V259H81V260H84V258H86ZM106 257H107V259L108 258H111L110 256H111V254H110V256H107V255H105ZM105 256H103L102 257V259L104 258V260H102V263H100V261H99V263L100 264H104L105 262L104 261H106V258H105ZM129 256V255H128ZM226 255H224V257H225ZM68 256H66V258H67ZM158 257V258H157ZM213 257V256H212ZM228 256H226V258H227ZM76 258V257H75ZM128 258V257H127ZM130 259L132 258L131 257V255H130V257H129ZM77 259H78V257H77ZM224 259V260H223ZM37 260V259H36ZM46 260H48V259H46ZM60 260V259H59ZM64 260V259H63ZM109 260H111V259H109ZM109 260H108V262H109ZM214 260H215V257H214ZM33 261H34V258H33ZM50 262H48V261H46V262H48V263H44V262H41L40 261V258L38 257V260L36 261V263L35 264H55V263H53V260L51 259V260H49ZM221 262H223V261H226V259L225 258H223L222 257V259L220 260ZM54 262H56V260H54ZM62 264H64L63 262H62V260L60 261ZM59 262V263H60ZM129 263H125V264H146V261H145V259H143V257H139V259H132L131 261H128ZM198 262V263H199ZM221 262H219V263H221ZM60 263V264H61ZM106 264H107V262H106ZM195 264V263H194ZM215 264V263H214ZM222 264V263H221ZM262 264H264V261L262 262Z\"/></svg>",
  "mask_w": 264,
  "mask_h": 264
}]
</instances>
